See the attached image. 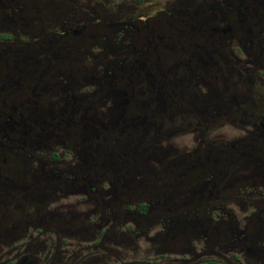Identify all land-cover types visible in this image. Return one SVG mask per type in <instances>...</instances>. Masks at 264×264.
Segmentation results:
<instances>
[{
	"label": "flooded vegetation",
	"instance_id": "flooded-vegetation-1",
	"mask_svg": "<svg viewBox=\"0 0 264 264\" xmlns=\"http://www.w3.org/2000/svg\"><path fill=\"white\" fill-rule=\"evenodd\" d=\"M0 264H264V0H0Z\"/></svg>",
	"mask_w": 264,
	"mask_h": 264
}]
</instances>
